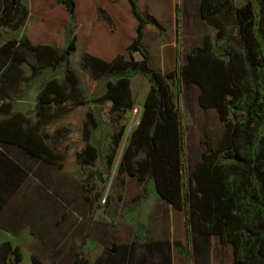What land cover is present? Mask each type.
Instances as JSON below:
<instances>
[{
	"label": "trees",
	"instance_id": "16d2710c",
	"mask_svg": "<svg viewBox=\"0 0 264 264\" xmlns=\"http://www.w3.org/2000/svg\"><path fill=\"white\" fill-rule=\"evenodd\" d=\"M58 1L66 5L70 16L75 15V0ZM129 2L138 20L135 37L127 48L130 57L121 53L107 61L91 53L84 56V66L96 77L118 76L116 81L107 82L105 94L95 101L111 99L116 108L131 107V78L144 75L151 85L139 123L123 151L119 173L138 175L141 182L146 177L153 178L158 194L185 211L189 249L194 246L203 255L208 238L218 235L222 243L233 246L232 264H264L263 0H199L201 18L215 29V46L206 40L187 55L184 65H180L179 52L177 68L170 73L150 65L147 53L141 49L146 19L137 1ZM20 8L21 0H0V27L12 23V28H18L24 21L17 19ZM235 39L240 50L232 44ZM76 40L77 35H73L63 51L51 44H33L27 37L0 45V234L3 230L17 234L28 228L49 248L60 244L59 235L66 234L63 230L69 220L68 228L76 226L67 202H58L57 192L50 190L55 186L54 170L64 156L42 133L47 124L72 110L70 101L74 105L86 102L68 60L77 48ZM134 52H140L143 58L136 59ZM30 54L35 62L30 61ZM224 56L229 57L228 62L221 59ZM63 61L67 62L71 85L49 79L39 94L35 119L15 110L14 100L29 78L22 64L28 62L33 68L31 76H35ZM174 77L186 86L197 85L201 105L216 108L223 120L229 113L235 116L217 146L207 140L192 178H187L183 115L168 83ZM234 87L240 97L238 103L232 104L227 98ZM90 115L93 117L92 112ZM124 132L123 125L113 134L109 164L114 161ZM90 137L87 130V144L78 153L83 165L92 164L98 155ZM142 152L144 156L138 158ZM31 177L38 179L32 194L17 201L18 193ZM82 190L84 200L91 203L92 189L87 182L82 184ZM11 255L15 263L22 260L19 247L9 241L0 243V264H13ZM32 260L33 264H44L38 250ZM75 264H83L80 249L75 251Z\"/></svg>",
	"mask_w": 264,
	"mask_h": 264
},
{
	"label": "rangeland",
	"instance_id": "374dc122",
	"mask_svg": "<svg viewBox=\"0 0 264 264\" xmlns=\"http://www.w3.org/2000/svg\"><path fill=\"white\" fill-rule=\"evenodd\" d=\"M27 1L29 10L22 6V9L20 8L22 12L17 13V19H24L18 28H12V23L0 27V45L13 38H28L29 32L32 31L38 36H44V39H41L43 43L51 44L59 51H63L73 35H77V48L71 52L68 60L77 74L80 94L86 102L74 105L73 101H70L68 105L73 106L72 110L42 129V133L49 144L64 156L61 165L54 170L55 182L53 184L55 186L52 188L50 186L51 192H57L60 200L58 202H67L68 207H70L67 210L72 214L73 221L76 222V226L68 228L69 220L63 230L66 234L64 236L59 235L62 237L61 241L65 242L64 246L78 244L81 249H84V244L89 237L88 229L94 228L98 222L107 224L106 229L107 232L109 230L110 244L115 242L114 240H121L123 238L122 233L129 228L140 237L145 234L143 238L146 239L151 237V231L156 228L154 226L156 224L154 208L167 205L170 213L168 217L172 220L174 233H178L180 236L178 245L181 249H178L179 247L174 241L175 264H232L233 246L230 243H222L218 235H212L208 238V249L203 255L197 253L194 246L189 249L184 235L185 211L174 208L175 206L169 201L164 205L157 202L160 196L157 197L159 194L156 191L153 178L146 177L145 181L141 182L138 175L127 172L119 173L123 151L139 123L145 99L151 88L149 80L141 74L131 78V107L116 108L111 99L95 101L94 99L105 94L107 82L116 81L118 76L96 77L90 69L84 66V56L88 53V40L79 37L77 33L79 25L77 26L74 16H70L58 0ZM237 1L241 3L243 0ZM197 2L198 0L180 1L182 7L180 41L177 38L178 32L174 30L175 26L171 27L167 24L161 28L162 31L159 35L149 33L142 42V49L148 53L151 65L162 68L161 71L164 73L176 70L179 45H181L180 65H184L187 61V55L196 47L202 46L206 40H209L211 47L215 46V29L201 18L197 10ZM99 11L105 14L101 8ZM107 17H104V20L107 22L110 39L108 42L99 40V43H110L112 37L117 35L118 28L125 30L127 36L125 40H129L133 24L128 19L119 22L110 16ZM27 18H29L28 21H26ZM232 44L236 48H240L236 39ZM124 52L129 58V52L127 50ZM133 55L136 59L143 58L140 52H134ZM29 59L32 62L36 61L33 54L29 55ZM221 59L228 62L229 57L224 56ZM66 63L63 61L57 67L48 66L37 75L31 76L33 68L28 62H24L22 67L29 78L23 85V91L14 100L15 110L22 111L33 119L37 118L38 97L49 79L57 78L60 82L71 85L67 78ZM168 83L174 101L183 115L188 164L187 178H192L202 160L203 152L207 148V140H211L217 146L227 125L229 122H233L235 116L229 113L227 119L223 120L216 108L203 107L199 100L200 88L197 85L186 86L176 77L168 79ZM239 97V90L234 87L227 99L233 104L238 103ZM90 112H92L93 117H91ZM238 115L242 116L240 110H238ZM123 125L125 132L122 141L115 153L113 163L109 164L108 155L112 147L113 134ZM87 130L91 132L90 141L97 147L98 155L92 164L83 165L78 160V153L87 144ZM143 156L144 153L142 152L137 157L142 158ZM37 182V178L31 177L28 185H25L18 193L17 201L24 199L25 194H32ZM84 182H87L92 189V192L89 193L92 198L91 203L84 200V191L82 190ZM42 217L47 219V216ZM38 226H41V223H38ZM98 228L100 229V226ZM179 228L182 230L177 231ZM4 241L11 242L13 247H19L22 259L24 258L23 261L30 260L32 254H35L39 249V241L27 231L17 234L3 231L0 234V243ZM14 258L15 256L11 255L10 259L13 262Z\"/></svg>",
	"mask_w": 264,
	"mask_h": 264
},
{
	"label": "crops",
	"instance_id": "0c3cea01",
	"mask_svg": "<svg viewBox=\"0 0 264 264\" xmlns=\"http://www.w3.org/2000/svg\"><path fill=\"white\" fill-rule=\"evenodd\" d=\"M136 1L140 11L146 19L142 42L149 33L159 35L162 31L161 28L165 27L167 24L171 27H173V25L175 26L174 30L178 32L177 38L180 41L179 37H181V34H179V32L181 33L182 31L181 0ZM75 2L76 11L74 20L77 26L79 25V31L77 33L81 39L88 40V53L99 56L107 61H112L118 54H126L124 50H127L129 44L133 41L136 26L138 24V20L132 12L129 0H75ZM197 3V10L200 14L199 0ZM60 4L68 13L66 5L63 3ZM22 6H25L28 9V1L21 0V7ZM61 6H59V8H61ZM100 8L105 11V14L104 12L101 13L99 11ZM107 16H110V18L112 17L119 22L128 19V21L133 24L129 40H125L127 37L125 30L118 28L117 35L112 37L110 43H99V40H106L108 42L110 39L108 36L109 29L106 24L107 22L104 20V17ZM28 19L29 18H27L26 21H28ZM28 38L33 44H46L41 40L44 39V36H38L32 31L29 32ZM180 46L181 45L178 46L177 54H179V52L181 53ZM123 48L124 50H122ZM144 52L147 53L146 51ZM152 67L159 71L163 70L159 67ZM159 196L160 195L157 197ZM157 202L162 203V205L167 204V200L161 196L159 197V200L157 199ZM174 208L179 209L177 207ZM170 209L172 208L170 207ZM154 211H156L154 215L156 222L154 226L156 228L154 231H151V237L146 239L143 238L145 234L140 237V235L129 228L122 233L123 238L121 240H114L115 242L110 244L111 242L108 239L109 230L107 232L106 229L107 224L104 222H98L94 228L88 229L89 237L84 244V249H81L78 244H67L64 246L65 242L63 241H61L60 244L58 243L57 245H54L53 248H49L42 245V242L38 240V257L44 264H75V251L80 249L83 252V264H175L176 255L174 241H176V246L179 247L178 249H181L180 245H178L180 236H178V233H174L172 220L168 217V215H170L169 208L167 205L160 207L156 206ZM99 226L100 229L98 228ZM181 230L182 228H179L177 231ZM24 231L31 234L28 228L24 229L23 232ZM184 235L186 239L185 241L187 242L185 220ZM32 256L30 257V260L27 258V261H23V258L20 262L13 264H33Z\"/></svg>",
	"mask_w": 264,
	"mask_h": 264
}]
</instances>
